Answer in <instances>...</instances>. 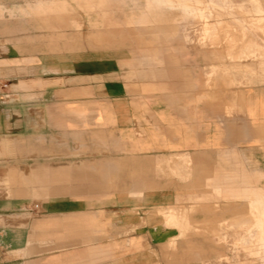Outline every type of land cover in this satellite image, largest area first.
<instances>
[{
    "label": "crops",
    "instance_id": "0c3cea01",
    "mask_svg": "<svg viewBox=\"0 0 264 264\" xmlns=\"http://www.w3.org/2000/svg\"><path fill=\"white\" fill-rule=\"evenodd\" d=\"M190 10L204 16L197 23L209 36L191 30ZM181 13L179 46L156 55L163 62L149 68L148 82L135 63L133 75L101 64L75 82L46 72L44 64L11 60V69L38 70L35 83L16 78L9 84L16 116L11 165L59 164L56 171L72 159H118L135 170L142 157L195 154L213 145L243 151L250 166L260 162L254 141L264 139V0H181ZM91 166H100L91 181L112 172L109 164ZM54 171L6 176L23 191L31 181L40 184V176L52 179L53 194L38 203L0 197V264H142L155 233L151 222L141 227V196L125 194L123 174L116 195L99 196L58 194L62 173ZM254 174L264 177V171ZM256 189L264 187L253 190L254 200L262 201ZM146 202L158 203L156 185L149 184ZM170 209L166 221L177 224Z\"/></svg>",
    "mask_w": 264,
    "mask_h": 264
},
{
    "label": "rangeland",
    "instance_id": "374dc122",
    "mask_svg": "<svg viewBox=\"0 0 264 264\" xmlns=\"http://www.w3.org/2000/svg\"><path fill=\"white\" fill-rule=\"evenodd\" d=\"M157 2L0 0V197L42 201L53 194L52 179L40 176V184L31 181L23 191L22 185L5 178L13 171L29 175L34 170L48 176L59 165L31 161L11 165L15 146L10 129L16 116L9 84L17 79L35 83L38 70L11 69L8 63L27 59L33 65L47 66L46 72L58 71L75 82L84 81L86 77L80 75L101 64L133 75L135 63L141 68L140 80L148 82L152 76L149 68L163 62L155 61L156 55L179 46L182 32L181 0ZM188 15L196 20L191 30L209 36L205 25L197 23L204 16L192 10ZM254 144L261 159H254L251 166L243 151L220 145L195 154L142 157L135 170L127 160L72 159L54 171L62 173L56 179L57 190L58 194L100 196L114 191L116 195L117 179L123 174L125 194L141 196V227L151 222L155 233L151 247L145 246L142 264H264V189L255 190L262 201L253 196L255 186L264 187V177L254 176L255 171H264V139ZM95 164L112 165V172L103 171L106 179L102 182L90 179L99 173L100 166H91ZM117 165L125 171L118 172ZM98 182L103 184H94ZM149 184L156 185V205L146 202ZM170 207L177 212V224L166 221L164 212Z\"/></svg>",
    "mask_w": 264,
    "mask_h": 264
},
{
    "label": "bare ground",
    "instance_id": "6f19581e",
    "mask_svg": "<svg viewBox=\"0 0 264 264\" xmlns=\"http://www.w3.org/2000/svg\"><path fill=\"white\" fill-rule=\"evenodd\" d=\"M227 44V43H226Z\"/></svg>",
    "mask_w": 264,
    "mask_h": 264
}]
</instances>
